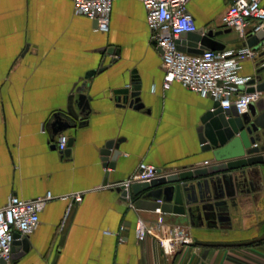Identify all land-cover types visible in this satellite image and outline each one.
Listing matches in <instances>:
<instances>
[{"label": "crops", "instance_id": "0c3cea01", "mask_svg": "<svg viewBox=\"0 0 264 264\" xmlns=\"http://www.w3.org/2000/svg\"><path fill=\"white\" fill-rule=\"evenodd\" d=\"M227 7L228 0H190L186 10L222 50H239L246 40L221 23ZM149 37L140 0L115 2L106 32L75 15L73 0H0V209L10 196H53L38 227L23 237L28 250L8 264H264V165L245 169V185L219 222L191 225L187 216L161 213L167 227L184 228L192 240L170 256L154 238L135 236L136 222L151 224L158 213L135 210L110 189L142 165L177 172L213 162L197 130L214 102L176 82L164 88L161 54ZM253 52L242 63L243 77L264 68V45ZM102 64L106 69L87 82L90 111L80 118L86 124L60 134L74 139L60 153L54 116L66 112L72 95L78 111L76 86ZM132 76L140 77L145 95L138 111L118 106L112 94ZM110 139L121 140L117 171L102 167L100 150ZM74 194H82L80 202Z\"/></svg>", "mask_w": 264, "mask_h": 264}, {"label": "water", "instance_id": "95a60500", "mask_svg": "<svg viewBox=\"0 0 264 264\" xmlns=\"http://www.w3.org/2000/svg\"><path fill=\"white\" fill-rule=\"evenodd\" d=\"M93 22L97 26V22ZM214 36L212 32H203L201 29L183 33L176 41L177 49L196 55L208 49L220 51L223 47L214 40ZM262 45L264 27L258 33L249 35L244 44L256 51ZM157 51L162 55L160 48ZM106 52L113 57L118 55V50L109 49ZM105 69L102 64L97 70L85 74L81 84L74 90L78 111L74 109L72 95L69 97L66 112L54 116L51 125L53 137L86 124L80 118L87 116L90 111L91 98L85 95L87 82ZM263 70L264 68H260L256 71V75L247 83L245 93L264 92V81L260 77ZM122 80V87L112 91L118 106H127L134 111L144 109L145 95L140 77L132 76L126 83ZM197 131L201 150L212 156L211 165L158 176L148 183H134L126 190H114L122 199L130 198L131 206L135 210L153 213L159 209L162 214L187 216L191 225L195 221H221L223 208H228V201L233 200L245 185V169L264 165V99L249 104L247 111L242 114H238L234 107L223 111L214 102L213 107L202 117ZM120 141L107 140L100 150L102 167L105 170H119V158L122 155ZM73 142L72 137L67 139L64 153L69 152ZM257 143H261V146ZM28 248L26 239L14 233L11 259H16L19 251L24 253ZM0 264L5 263L0 261Z\"/></svg>", "mask_w": 264, "mask_h": 264}, {"label": "built area", "instance_id": "2783aa9c", "mask_svg": "<svg viewBox=\"0 0 264 264\" xmlns=\"http://www.w3.org/2000/svg\"><path fill=\"white\" fill-rule=\"evenodd\" d=\"M118 0H73V11L97 22L101 32L108 31L112 6ZM145 10L150 41L162 50L161 67L164 72V88L176 82L184 89L202 98L217 102L219 107L229 110L234 107L238 114L247 111L249 104L260 99L259 93H245L250 77L239 74L242 63L254 57L252 49L205 50L202 54H189L177 49L176 41L183 33L196 31L194 19L188 14L186 6L190 0H140ZM224 28L233 30L240 39L246 40L264 27V6L261 0H228V7L221 17ZM67 137L60 135L56 149L66 150ZM208 166V162L204 163ZM178 172V171H177ZM170 173L158 170L152 165H142L139 171L122 182L110 186V189H129L134 183H148L158 176ZM74 202H80L82 194L72 196ZM53 199L50 193L33 200H23L10 196L7 204L0 209V261H11L13 234L20 237L31 234L38 227L39 215L48 202ZM67 209L64 220L67 217ZM157 219L147 224L137 221L135 236L138 241L154 238L164 255H173L181 246H189L192 240L182 227H167L159 209Z\"/></svg>", "mask_w": 264, "mask_h": 264}]
</instances>
